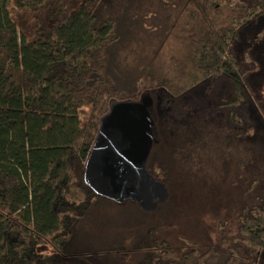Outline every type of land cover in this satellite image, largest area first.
Wrapping results in <instances>:
<instances>
[{"label": "trees", "instance_id": "trees-1", "mask_svg": "<svg viewBox=\"0 0 264 264\" xmlns=\"http://www.w3.org/2000/svg\"><path fill=\"white\" fill-rule=\"evenodd\" d=\"M101 7L97 0H0V264H64L69 250L87 260L77 245L100 234L95 209L115 207L85 185L84 165L110 107L143 95L118 87L109 74L108 55L121 35ZM258 17L264 0L199 1L180 31L190 37L182 56L145 89L181 98L190 83L224 77L241 104L249 92L232 46L239 29ZM148 170L159 181L168 178L157 157ZM256 200L240 216L242 240L264 235V195ZM150 234L133 250L134 264H211L221 252L177 250ZM248 245L250 260L231 247L221 264H258L259 245Z\"/></svg>", "mask_w": 264, "mask_h": 264}, {"label": "rangeland", "instance_id": "rangeland-1", "mask_svg": "<svg viewBox=\"0 0 264 264\" xmlns=\"http://www.w3.org/2000/svg\"><path fill=\"white\" fill-rule=\"evenodd\" d=\"M97 1L121 35L108 55L112 80L153 99L157 143L151 159L168 169L170 198L152 213L132 202L95 209L101 229L83 225L100 229L90 240L95 247L79 240L87 260L69 250L64 264H134L139 255L133 250L155 232L177 250L217 248L211 264L223 263L231 247L250 260L253 242L260 248L258 264H264V235L240 236L243 208L264 195V17L246 22L232 46L249 92L238 105L235 87L224 77L190 83L181 98L145 89L153 74H169L172 57L182 56L190 37L180 31L201 0ZM103 249L114 252L98 253Z\"/></svg>", "mask_w": 264, "mask_h": 264}, {"label": "water", "instance_id": "water-1", "mask_svg": "<svg viewBox=\"0 0 264 264\" xmlns=\"http://www.w3.org/2000/svg\"><path fill=\"white\" fill-rule=\"evenodd\" d=\"M152 105L150 96L114 103L101 119L83 170L85 185L99 198L118 205L132 202L149 213L170 198L167 185L148 170L157 143Z\"/></svg>", "mask_w": 264, "mask_h": 264}, {"label": "flooded vegetation", "instance_id": "flooded-vegetation-1", "mask_svg": "<svg viewBox=\"0 0 264 264\" xmlns=\"http://www.w3.org/2000/svg\"><path fill=\"white\" fill-rule=\"evenodd\" d=\"M151 159V158H150Z\"/></svg>", "mask_w": 264, "mask_h": 264}]
</instances>
